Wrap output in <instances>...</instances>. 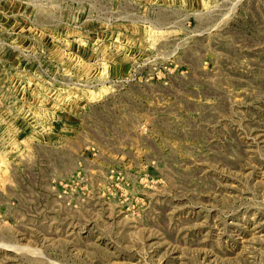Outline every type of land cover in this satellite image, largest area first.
<instances>
[{
	"label": "rangeland",
	"instance_id": "374dc122",
	"mask_svg": "<svg viewBox=\"0 0 264 264\" xmlns=\"http://www.w3.org/2000/svg\"><path fill=\"white\" fill-rule=\"evenodd\" d=\"M0 264H264V0H0Z\"/></svg>",
	"mask_w": 264,
	"mask_h": 264
},
{
	"label": "bare ground",
	"instance_id": "6f19581e",
	"mask_svg": "<svg viewBox=\"0 0 264 264\" xmlns=\"http://www.w3.org/2000/svg\"><path fill=\"white\" fill-rule=\"evenodd\" d=\"M92 95V94H91ZM97 96V95H96Z\"/></svg>",
	"mask_w": 264,
	"mask_h": 264
}]
</instances>
